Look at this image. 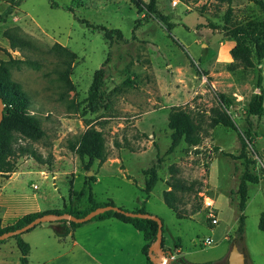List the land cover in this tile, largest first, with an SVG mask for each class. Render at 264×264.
<instances>
[{
    "label": "rangeland",
    "instance_id": "1",
    "mask_svg": "<svg viewBox=\"0 0 264 264\" xmlns=\"http://www.w3.org/2000/svg\"><path fill=\"white\" fill-rule=\"evenodd\" d=\"M231 5L235 24L264 21V10L251 0ZM227 8L219 0H157L156 12L149 13L138 11L131 0H0V82L16 83L27 93L30 113L44 130L39 138L16 133L17 146L33 147L43 161L22 155L12 178L0 176V213L24 210L44 191L48 201L63 195L55 203L59 208L85 210L88 190L80 201L76 195L89 175L97 176L92 183L97 201L112 198L134 211L145 199L144 171L161 157L160 180L145 208L162 219L167 240L181 241L182 253L173 247L175 254L195 264H215L237 244L248 262L264 264V113L252 117L256 137L247 154L256 161L253 172L260 181L249 185L243 234L238 231L239 197L232 193L245 169L240 134L249 103L261 92L259 74L264 88V60L253 68L233 66L236 42L225 34ZM103 26L120 29L123 37L106 36ZM103 65L100 97L92 102L94 73ZM179 105L192 113L196 144L182 141L167 153L169 113ZM216 107L231 115L237 129L212 124ZM92 127L102 131L109 155L86 170L71 144ZM176 179L192 188L173 190L178 213L163 200V192L171 189L168 182ZM35 183L39 188H33ZM205 196L215 201L217 224L207 214ZM54 223L22 233L31 245L29 264H144L139 256L144 239L133 227L79 230L76 237L85 247L92 236L98 242L94 259L72 235L56 237ZM105 235L116 237L114 250L103 248ZM208 237L213 242L205 244ZM2 243L7 264H21L16 238ZM123 245L126 250L120 251ZM109 253L113 257L104 256Z\"/></svg>",
    "mask_w": 264,
    "mask_h": 264
},
{
    "label": "trees",
    "instance_id": "2",
    "mask_svg": "<svg viewBox=\"0 0 264 264\" xmlns=\"http://www.w3.org/2000/svg\"><path fill=\"white\" fill-rule=\"evenodd\" d=\"M136 6L138 11L147 10L149 13L156 12L157 0H150L146 3L144 0H131ZM220 2L228 3V8L225 13V34L229 38L235 40V45L231 49V55L234 60V65L239 64L244 68H253L258 64H261L264 60V21H250L246 24H235L232 21L233 16V0H219ZM258 4L264 10V0H251ZM57 6L56 2H53ZM10 12V11H9ZM4 17L0 16V20ZM88 25L90 23L88 21ZM105 31L106 36L111 37L112 34H117L119 37H123V33L120 29H108L107 27H100ZM61 49L66 50L71 58H75V54L70 52L65 47L60 46ZM70 63V62H69ZM68 72V71H67ZM105 67L104 65L97 69L94 73L93 82L91 85L90 99L93 100L100 97V91L104 83ZM262 77L259 74L258 86L261 88L260 93H256L251 99L246 117V128L243 131L244 136L240 134L241 139V152L240 156L244 159L243 165L245 166L244 172L240 177L238 188L232 193H235L239 197L238 209H239V233L243 234L245 230V209L249 200V185L250 183H258L260 177L253 172V166L256 161L247 154V148L249 144H254L256 133L253 130L252 117L261 115L264 113V88L262 86ZM0 97L4 103V117L0 124V174L2 176L9 177L17 170V158L22 155H29L43 161L41 156L36 152L33 147L29 146H17V138L20 133L23 136L31 138H39L44 135V130L41 127V123L37 117L32 115L31 112V99L25 91H23L18 84H9L0 82ZM220 99L224 103H230L228 97L225 94H220ZM211 119L213 125L222 124L226 127L237 129L231 115L222 108L216 107L211 111ZM169 128L171 129V144L167 149V153H172L180 145L182 141H186L188 144H196V125L191 111L187 107L173 106L169 113ZM71 149L77 153L80 159L84 162L86 170H89L96 160H99V165H102L108 158L109 153L106 150L104 143V135L101 130L96 128L88 129L84 135L77 142L71 144ZM163 159L158 157L157 164L145 169V186L142 189L144 191L145 199L142 202L140 208L134 210L138 212H147L145 204L149 198L151 192L155 188L156 184L160 180L158 168L161 165ZM97 181L96 175L86 176L83 188L76 195L77 200H82L86 191L88 190V202L90 207L77 211L69 207L53 208L40 212H30L19 217L13 223L3 225L0 219V234L22 227L32 221L43 213H56L62 214L65 212L71 213L76 216H84L90 210L106 205H116L112 199L104 202H99L95 199L93 193L92 183ZM171 187L170 190L163 192V200L165 204L173 211L178 213V206L173 202L172 192L173 190L184 189L191 190V186L185 185V183L178 179L173 182H168ZM122 208V207H121ZM114 217L124 223L131 224L134 228L139 230L145 240L142 246V253L146 258L147 264H154L149 257V249L155 242L158 231V223L153 219L130 217L123 213L113 210L106 211L95 216L92 220H103L106 218ZM180 217V216H179ZM182 218V217H180ZM91 221V220H90ZM56 228H53L54 235L60 238L68 236L75 228L80 227L84 223L68 221V220H55ZM260 227L264 229V223L261 222ZM33 229V228H32ZM30 229V230H32ZM29 230V231H30ZM28 232V231H27ZM165 232L163 228V233ZM22 234L15 235L16 244L21 252L20 262L21 264H29L28 256L30 254L31 246L25 241ZM8 239L0 242H5ZM162 246L165 252L175 253L173 249L165 245V237L163 235ZM175 249L181 248V241L177 239L174 242ZM171 264H195L183 257H177L171 261ZM213 264V263H206Z\"/></svg>",
    "mask_w": 264,
    "mask_h": 264
},
{
    "label": "crops",
    "instance_id": "3",
    "mask_svg": "<svg viewBox=\"0 0 264 264\" xmlns=\"http://www.w3.org/2000/svg\"><path fill=\"white\" fill-rule=\"evenodd\" d=\"M17 173V171L16 172H14V174L13 175H15ZM35 173V172H34ZM37 174V173H36ZM13 175L11 174L10 176H9V179L10 178H12L13 177ZM0 176H2L1 174H0ZM7 177V176H6ZM144 181H145V179H144ZM144 184H145V182H144ZM33 185H37L38 186V184H33ZM142 185L140 184V187H141ZM145 186V185H144ZM34 188V187H33ZM37 188H39V186L37 187ZM37 188H35V189H37ZM144 187L142 186L141 187V189H143ZM47 190V189H46ZM152 193V192H151ZM45 191L44 192H42V193H40V194H38V195H34V197H32V199H33V201H34V204L33 205H31V206H28V207H25L24 208V210H21V211H19V212H14L13 214H10L7 210H5L4 212H2V213H0V219H1V221H2V224L3 225H7V224H10L9 223V220H12V219H14V218H16L15 219V221L19 218V217H21V216H23L24 214H27V213H30V212H40V211H45V210H48V209H53V208H59L58 206H56L55 205V203L58 201V198L60 199L61 198V200H63L62 199V196L63 195H61L60 194V197L59 196H57V195H55L54 196V199L53 200H51V201H48V200H46L45 199ZM151 195V194H150ZM42 197V200H40V198ZM149 198H150V196H149ZM148 198V199H149ZM108 199H110V198H106L105 199V201H107ZM112 199V198H111ZM147 199V200H148ZM113 201L115 202V200L113 199ZM104 202V201H103ZM147 202V201H146ZM117 204V203H116ZM119 205V204H118ZM0 207H3V205L1 204L0 205ZM141 207V206H140ZM140 207H138V208H140ZM11 223H13V222H11ZM54 225V224H53ZM104 227H107V229H109V227H116L117 229H121V230H125V229H127V228H130V227H133L131 224H128V223H124V222H122V221H120V220H118V219H116V218H114V217H111V218H106V219H103V220H91V221H87V222H85L84 224H82L80 227H78V228H75L69 235H72V237H73V239H74V244L76 245V246H80V245H82V247L83 248H85V250H87V252H88V254L89 255H91L94 259H97L96 257H97V254H96V252H94L93 250H95L96 248H97V243L98 242H96L95 240H93V236L90 238V240H89V243H88V247L86 246L85 247V244H83L82 242H81V240L79 239V237H76V235H77V233H78V231L80 230H87L88 229V232H90L92 229H95V228H97V230H99V228H103L104 229ZM51 228L53 229V226H51ZM113 228H111V229H113ZM134 228V227H133ZM34 229V228H33ZM136 229V228H135ZM137 230V229H136ZM31 231V230H30ZM139 231V230H138ZM29 232V231H28ZM140 232V231H139ZM54 233V232H53ZM138 235H140V234H142L141 232H140V234L139 233H137ZM141 236V235H140ZM143 236V235H142ZM57 237V236H56ZM67 237V236H66ZM165 237V236H164ZM58 238H60V237H58ZM65 238V237H64ZM144 239V238H143ZM104 240L106 241V244H105V246H103V248L105 249V251L107 250V251H111V250H114V248H115V245H117V243H118V241H117V239H116V237H114V236H112V235H109V236H104ZM174 240H167V238L165 237V245L167 246V247H169V248H171V249H173V247H175L174 246ZM144 243H145V240H144V242H142L141 244H140V253H139V256H140V258H142V261L144 262V264H147L146 263V258H145V256H144V254L142 253V246L144 245ZM30 244V243H29ZM31 246V245H30ZM7 248V245L5 244V243H2V245H0V264H7V261L5 260V257H4V253L3 252H5V249ZM124 250H126V247H125V245H123V246H121L120 247V251H124ZM31 251V250H30ZM176 251H177V253H179V255L182 253V248H179V249H176ZM173 254H175V253H173ZM110 256V257H113V254L112 253H109V255L108 254H104V256ZM178 255V254H177ZM176 255V256H177ZM229 255H230V252H228V253H226V254H222V255H220L217 259H216V263L215 264H229ZM119 256L121 257V255L119 254ZM117 257H118V255H117ZM130 257V259H131V261H132V259L133 258H131L132 256H129ZM178 257V256H177ZM189 261V260H188ZM246 261H247V259H246ZM190 262H194V261H190ZM102 264H106V262H103ZM125 264V263H124ZM127 264H132V262L131 263H127ZM247 264H252L251 262H248L247 261Z\"/></svg>",
    "mask_w": 264,
    "mask_h": 264
},
{
    "label": "water",
    "instance_id": "4",
    "mask_svg": "<svg viewBox=\"0 0 264 264\" xmlns=\"http://www.w3.org/2000/svg\"><path fill=\"white\" fill-rule=\"evenodd\" d=\"M4 103L2 98L0 97V124L4 117ZM113 210L116 212L123 213L130 217H139V218H147V219H153L158 223V231H157V237L155 242L152 244V246L149 249V257L151 258L152 262L154 264H171V255L172 253L169 252L168 254L165 252L162 241H163V221L161 218H159L156 215H152L148 212H138V211H127L117 205H111L106 204L102 206H98L92 210H90L86 215L84 216H76L71 213L65 212L62 214H56V213H43L42 215L37 216L32 221L27 223L26 225L19 227L17 229H13L10 231H6L2 234H0V241L8 239L12 236L25 233L29 231L30 229L36 227L37 225L44 223V222H54L55 220H68V221H74L79 223H85L87 221L92 220L95 216L104 213L106 211ZM53 228H56V225H53ZM229 264H247L246 261V254L243 250L239 248L237 244L234 245L233 251L229 255Z\"/></svg>",
    "mask_w": 264,
    "mask_h": 264
},
{
    "label": "built area",
    "instance_id": "5",
    "mask_svg": "<svg viewBox=\"0 0 264 264\" xmlns=\"http://www.w3.org/2000/svg\"><path fill=\"white\" fill-rule=\"evenodd\" d=\"M175 2H176V0H175ZM37 187H38L37 185H34V188H37ZM204 204H205V207L207 208V214H208L209 218L211 219V223L217 224L219 221H218V218H217L216 213H215V201H214V199L210 196H205ZM211 242H213V239L211 237H208L204 241L205 244H209ZM176 258H177L176 254L172 253L171 259L174 260Z\"/></svg>",
    "mask_w": 264,
    "mask_h": 264
}]
</instances>
